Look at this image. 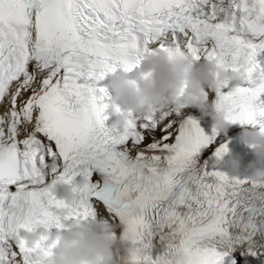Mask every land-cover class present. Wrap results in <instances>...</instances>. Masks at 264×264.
Returning a JSON list of instances; mask_svg holds the SVG:
<instances>
[{
  "label": "snow or ice",
  "instance_id": "6c2138e0",
  "mask_svg": "<svg viewBox=\"0 0 264 264\" xmlns=\"http://www.w3.org/2000/svg\"><path fill=\"white\" fill-rule=\"evenodd\" d=\"M155 46L249 67L211 103L264 133V0H0V264H48L51 235L29 247L23 233L97 204L124 264H264V181L208 164L228 152L215 126L206 134L183 104L105 123L100 82Z\"/></svg>",
  "mask_w": 264,
  "mask_h": 264
},
{
  "label": "clouds",
  "instance_id": "9594fccd",
  "mask_svg": "<svg viewBox=\"0 0 264 264\" xmlns=\"http://www.w3.org/2000/svg\"><path fill=\"white\" fill-rule=\"evenodd\" d=\"M249 67L226 70L216 59L195 61L186 51L158 46L144 52L130 71L122 68L107 74L103 87L110 91V116L113 127L126 126L129 113H147L153 109L168 108L169 102L178 106L197 109L201 118L210 117L214 126L227 133L230 123L223 111L216 110L209 100V92L221 85L235 87L245 81ZM105 79V78H104ZM239 141L250 147L255 159L243 175L264 181V133L255 128H243ZM230 171L237 162L229 157L225 161ZM81 177L78 183H84ZM61 199H73V186L58 189ZM114 226L107 220H69L54 233L41 226L39 231H25L23 239L29 247H35L41 237L51 235L54 244L48 264H124L125 245L112 238Z\"/></svg>",
  "mask_w": 264,
  "mask_h": 264
},
{
  "label": "bare ground",
  "instance_id": "6f19581e",
  "mask_svg": "<svg viewBox=\"0 0 264 264\" xmlns=\"http://www.w3.org/2000/svg\"><path fill=\"white\" fill-rule=\"evenodd\" d=\"M209 100H210V102H212V96H211V95H209ZM187 111H188V112L194 111V112L196 113V118H197L198 122H205L206 125H207V127L210 128L211 125H210V123H209V121H208V118H210V117L205 116V117L201 118V115H200L199 111H198L197 109H195V108H193V109H189V110H187ZM206 134H211V130H209L208 132H206ZM154 135H155V137L158 139V138L161 136V132H160L159 130H157V131L155 132ZM150 140H151V137H148V138L144 141V143H143L142 145H143V146L146 145L147 143L150 142ZM169 142H171V141H169ZM247 158L250 159V160L254 159V158H255V156H254V152H252L250 155H248ZM204 159L207 160V162H208V164H209L210 166L215 165L216 167H219L220 169H222V170H224V171H226V172L231 173L230 170H229V168L226 166L225 161L223 160V161H219V162L217 163L216 159H214V156H213L211 153H207V154L205 155ZM232 172H233L235 175H243V174H238V172H237L236 170H234V171H232ZM231 174H232V173H231Z\"/></svg>",
  "mask_w": 264,
  "mask_h": 264
}]
</instances>
